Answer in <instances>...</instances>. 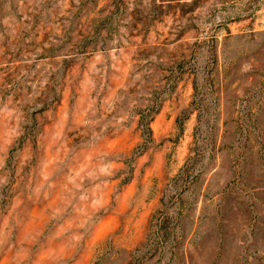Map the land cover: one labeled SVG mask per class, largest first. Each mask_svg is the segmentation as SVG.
<instances>
[{
	"label": "rangeland",
	"instance_id": "obj_1",
	"mask_svg": "<svg viewBox=\"0 0 264 264\" xmlns=\"http://www.w3.org/2000/svg\"><path fill=\"white\" fill-rule=\"evenodd\" d=\"M0 264H264V0H0Z\"/></svg>",
	"mask_w": 264,
	"mask_h": 264
}]
</instances>
